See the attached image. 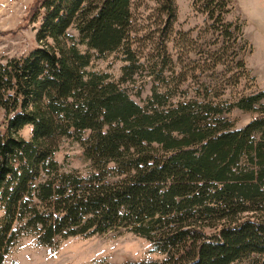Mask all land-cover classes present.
Returning a JSON list of instances; mask_svg holds the SVG:
<instances>
[{
    "label": "trees",
    "instance_id": "16d2710c",
    "mask_svg": "<svg viewBox=\"0 0 264 264\" xmlns=\"http://www.w3.org/2000/svg\"><path fill=\"white\" fill-rule=\"evenodd\" d=\"M155 1L168 35L175 0ZM133 4L41 0V46L0 64V264L22 236L53 247L121 228L166 254L165 264H234L253 255L261 257L253 264H264V92L232 104L174 105L173 93L154 90L142 107L109 75L88 72L92 52L123 53L122 83L143 68L130 39ZM231 4L194 1L230 39ZM234 109L259 116L236 129L225 118ZM29 127L26 140L19 132ZM69 138L92 163L90 178L62 172L54 160Z\"/></svg>",
    "mask_w": 264,
    "mask_h": 264
},
{
    "label": "rangeland",
    "instance_id": "374dc122",
    "mask_svg": "<svg viewBox=\"0 0 264 264\" xmlns=\"http://www.w3.org/2000/svg\"><path fill=\"white\" fill-rule=\"evenodd\" d=\"M40 1L0 0V64L27 57L41 46L37 40L41 17L36 12ZM194 1L175 0L176 20L167 35L166 31L161 32L164 17L158 12L156 1L134 0L130 39L143 68L132 81L122 83L123 68L128 64L123 53L101 56L92 52L88 72L109 75L142 107L154 90L173 93L170 102L174 105L190 100L232 104L264 92V0H232L230 12L224 18L226 24L232 25L231 39L223 35L224 28L214 25L200 11L201 4L194 7ZM68 34L79 40L74 27ZM79 49L87 51L83 45ZM260 106H264V101ZM258 116L234 109L225 118L241 129ZM31 132L29 127L19 135L29 140ZM58 146L54 160L62 172L76 171L90 178L93 165L85 158L80 142L61 139ZM3 216L0 209V224ZM260 258L253 255L234 264H253ZM166 261L167 255L155 251L151 242L121 228L102 235L58 240L53 247L40 245L34 236H22L2 264H165Z\"/></svg>",
    "mask_w": 264,
    "mask_h": 264
}]
</instances>
